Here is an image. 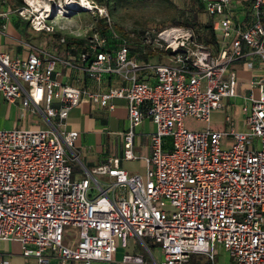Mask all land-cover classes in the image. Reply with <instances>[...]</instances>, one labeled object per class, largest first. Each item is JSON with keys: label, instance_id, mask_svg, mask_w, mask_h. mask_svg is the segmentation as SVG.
<instances>
[{"label": "built area", "instance_id": "2783aa9c", "mask_svg": "<svg viewBox=\"0 0 264 264\" xmlns=\"http://www.w3.org/2000/svg\"><path fill=\"white\" fill-rule=\"evenodd\" d=\"M202 1L214 18L219 52L198 44L191 32L173 35L174 43L164 32L162 39L176 54L173 62L145 65L154 72L155 83L141 79L144 68L129 57L126 42L113 55L104 50L108 41L99 32L90 35L76 59L97 83L107 73L121 76L124 84L106 91L62 80L57 64L63 61L59 48L65 37L54 49L24 43L31 48L24 57L0 51V95L10 103L23 100L46 120L44 127H0V240L19 241L23 255L36 257L39 264H47L48 255L58 264L112 263L117 241L126 246L131 238L160 247L163 258L153 257L155 264H191L192 253L206 254L216 264L220 247L228 253V264H264V77L253 81L259 96H244L250 102L243 107L245 130L236 127L231 115L225 117L227 130L210 126L212 113L224 110L225 99L239 94L231 63L251 54L264 61V0H250L255 20L246 28L234 16V5L245 0ZM11 13L0 0L2 34ZM33 29L55 30L41 21ZM83 98L110 109L115 99L126 100L125 159L138 158L135 128L147 117L153 120L156 130L152 153L143 157L145 173L126 170L113 156L72 180L69 153H74L79 132L66 126L70 110ZM188 116L208 127L188 130ZM226 136L233 139L230 147L223 146ZM165 137L171 138L172 148H164ZM68 227L78 231L73 244L65 241ZM123 262L145 263L129 253Z\"/></svg>", "mask_w": 264, "mask_h": 264}, {"label": "crops", "instance_id": "0c3cea01", "mask_svg": "<svg viewBox=\"0 0 264 264\" xmlns=\"http://www.w3.org/2000/svg\"><path fill=\"white\" fill-rule=\"evenodd\" d=\"M12 16L14 14H11L9 17L8 29L3 34L5 36L0 33V51L8 53L11 57H24L29 54L31 48L23 43L21 19L18 16H14L13 20L15 21L12 23ZM234 16L236 21L242 23L245 28L251 25L255 20V15L251 8V1L245 0L241 3H236L234 5ZM51 38L52 36L47 38L50 41V46H52V42H56ZM58 46L54 43L53 47L57 48ZM117 50L113 49V55L116 54ZM59 56L66 63L63 61L58 62L57 70L61 73L62 80L70 85L91 91H106L111 86H121L124 84L121 76L116 72L105 74L103 81L97 83L83 70L82 64L76 59V54L70 52L64 46L60 47ZM129 57L135 60V57ZM69 61H71L72 65L69 64ZM249 61L254 62V66L251 68L247 64ZM170 62H173L172 58H170ZM149 63H163V60L155 57ZM138 64L144 68L141 71V79L155 83L156 77L154 72L150 68H145L146 64L143 61H138ZM229 69L235 70L238 74L239 94L237 97L225 99L226 107L224 110H218L212 113V115L220 114L223 116L222 121L215 124V130L222 131L228 129V124L225 121L227 115L233 117L236 127L239 130H245L246 113L243 111V107L246 103L250 105V102L246 101L244 96H248L251 93L255 96L260 95V88L258 85L254 86L253 81L258 77H264V61L258 55L251 54L248 59L236 60L231 63ZM238 100L239 103L236 105ZM114 104L115 108L110 109L94 103L88 98H83L79 105L70 110L66 129L68 131L76 130L79 132L73 152L87 173L94 167L107 161L110 157L116 156L121 159V166L123 168L132 173L143 174L146 171V162L143 157L149 156L152 153L153 143L151 135L155 132L156 125L151 118L147 117L135 128L133 150L138 158L125 159L124 134L129 126L127 102L124 99H115ZM229 105L234 108L233 113H229ZM236 106H242V108L237 109ZM239 112L242 114H239ZM232 140L231 137H224L222 140L223 146L230 147ZM164 148H172V140L170 137L164 138ZM69 156L76 171L82 172V168L77 165V161L73 158L72 153H69ZM85 176L82 175L78 179L84 178ZM102 177L103 181L110 179L106 176ZM65 241L68 244H73L76 239H65ZM146 243L148 247L140 240L131 238L128 239L127 245L123 246L121 240H118L117 251L114 254L115 262L107 264H133L123 262V257L127 253L143 257L144 264H155L153 257L160 262L163 258L160 247L150 241H146ZM4 258H9L10 264H39L36 257H26L23 255L21 244L17 240H0V264H2V259ZM48 259L47 264H58L54 255H48ZM67 264L84 263L69 260Z\"/></svg>", "mask_w": 264, "mask_h": 264}, {"label": "rangeland", "instance_id": "374dc122", "mask_svg": "<svg viewBox=\"0 0 264 264\" xmlns=\"http://www.w3.org/2000/svg\"><path fill=\"white\" fill-rule=\"evenodd\" d=\"M15 10L12 14L21 19L22 40L31 46H44L53 49L54 43L50 46L47 40L52 36V40L59 39L58 33L71 40V42H82L89 37L94 29H99L98 18L104 17L106 14L113 22L123 27L127 31L142 30L146 31L145 38L148 42L153 41L161 48L167 45L166 39H162V33L166 32L169 42H173L170 38L187 35L189 30L183 27H172L169 21L172 17L179 13V9L187 4L186 0H127L124 2H111L109 11L105 6L97 5L93 0H22L24 5H18V0H6ZM11 17L12 23L13 17ZM202 21L206 20V15H201ZM33 19V20H32ZM46 23L53 26L54 33H48L45 30L35 31L33 23ZM196 35L202 34V29L196 30ZM3 35V34H2ZM174 35V36H173ZM5 36V35H3ZM168 41V40H167ZM170 55L163 57V62H170ZM239 100L236 105H238ZM239 107V108H238ZM236 106L241 109L242 106ZM229 113L234 112V108L228 106ZM238 112V111H237ZM242 112V111H241ZM239 112V114L241 113ZM244 113V112H242ZM241 113V114H242ZM223 116L214 114L211 116V127L215 129V124L222 121ZM185 127L191 131L203 130L208 127V123L201 121L195 117L188 116L185 118ZM44 127L46 120L41 113H35L30 107H26L23 100L16 103L6 101L0 95V127ZM73 158L77 161V165L82 168V172L75 171L72 180L79 177L87 176L86 169L80 164L75 153ZM72 163V162H71ZM99 179L103 177L98 175ZM78 232L73 227L66 228L65 239L77 238ZM149 254V252H147ZM228 253L224 248L220 247L216 252V264H228ZM191 264H213L206 254L192 253Z\"/></svg>", "mask_w": 264, "mask_h": 264}, {"label": "trees", "instance_id": "16d2710c", "mask_svg": "<svg viewBox=\"0 0 264 264\" xmlns=\"http://www.w3.org/2000/svg\"><path fill=\"white\" fill-rule=\"evenodd\" d=\"M4 1L7 4V1ZM93 1L97 5L105 6L109 11H112L111 2L118 3L127 0ZM186 2L187 4L179 9V13L170 19L169 25L172 27H183L189 30L192 33V37L198 44L211 49L214 53H218L220 50V42L217 37V33L214 29V18L207 13L202 0H186ZM18 3V5L20 6L24 5L22 0H18ZM14 11L15 10L12 9V13ZM202 14L206 15V20L204 22L201 18ZM108 17H99L98 25L100 28L94 29L90 34L92 35L94 32H99L102 36H105L107 38V47L104 50L113 54V49H119L121 44H123V42H126L129 47V56L135 57V61L137 63L138 61H143L144 64H148L150 60L155 57L161 60L166 55L174 56L176 54V52L173 51L170 47L165 46V48L163 49L159 45L155 44L153 41L148 42V40H146L145 38L146 31H127L123 27L119 26L117 23L113 22L112 19L109 17L111 19V25L113 26L114 30L118 35V37L114 36L109 25ZM199 29H202V34L196 35L195 32ZM55 36H58L59 39L65 37L61 36L59 33ZM89 37H87V39L82 41L81 43L75 41L71 42L70 39L65 37L66 41L65 44H63L62 46H64V48H66L67 50H70V52L77 54L80 50H86L85 47L89 40ZM73 169L75 172L76 168L73 167Z\"/></svg>", "mask_w": 264, "mask_h": 264}, {"label": "bare ground", "instance_id": "6f19581e", "mask_svg": "<svg viewBox=\"0 0 264 264\" xmlns=\"http://www.w3.org/2000/svg\"><path fill=\"white\" fill-rule=\"evenodd\" d=\"M174 42V41H173Z\"/></svg>", "mask_w": 264, "mask_h": 264}]
</instances>
